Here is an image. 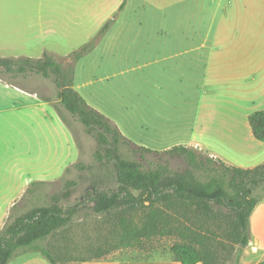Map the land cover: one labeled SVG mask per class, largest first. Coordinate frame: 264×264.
<instances>
[{
  "label": "rangeland",
  "instance_id": "374dc122",
  "mask_svg": "<svg viewBox=\"0 0 264 264\" xmlns=\"http://www.w3.org/2000/svg\"><path fill=\"white\" fill-rule=\"evenodd\" d=\"M67 1L71 2V0H49L48 3L55 6L62 2L68 3ZM89 1L92 3L94 0ZM115 1L105 0L104 8L107 12ZM216 1L205 0L202 3L204 7L210 5L214 8ZM29 5L28 0H0V56H22L38 50L19 48L18 44L13 42L16 39L10 38L18 36L20 20L24 17L18 10L21 6ZM198 6L199 0H132L126 15L127 22L133 25L132 32L114 31L118 11L114 12L108 18L113 17L109 29L97 40L91 51L73 64V87L90 106L104 114L125 137L134 143L158 149L159 152L163 151L159 149L166 147L185 145L161 142L165 136L166 139H171L170 141L177 138L186 139L194 108L200 99L202 104H207L204 96L200 95V92L204 91L196 89L204 73V64L197 57L209 58L212 54L209 53L208 43L197 50L193 47L195 41L202 39L208 41L210 16L208 12L199 11V13ZM135 13L139 15L133 17ZM51 17L42 15L43 19ZM27 18L29 17L25 16L23 19ZM4 19L13 20L14 23L4 26ZM100 19L101 15L96 14L87 17L77 16L78 22L73 24L70 22L69 32H66L67 37L60 40L62 46L56 47L62 55H56L64 58L88 42L108 20L105 16L101 21ZM51 27L60 35L62 29L57 24L52 23ZM161 27L168 33L165 31L159 32V35L154 33V30L157 31ZM7 29H10V32H7ZM178 40L180 43L184 40L185 47L175 45ZM160 41L164 43L158 50L149 49ZM147 48L153 53L163 54L169 51L174 55L151 63L149 61L154 54L147 51ZM51 53L55 54V52ZM63 60L65 61V58ZM16 87L24 91H17ZM57 92L58 88L53 79L43 77L41 74L27 73L16 77L5 75L4 79L0 78V208L2 211L6 210L9 201L15 199L19 201L18 211L36 204H48L51 202L50 197L59 195L65 187L69 188L70 194L66 198L59 199L58 203L62 207L84 199L86 194L94 189L117 188L112 162L105 160L100 162L97 159V153H104L103 147L94 135L86 131L76 116L60 105ZM207 98L208 103L216 105L211 97L207 96ZM247 101L229 95L223 98L222 104L217 105L223 106L219 111H223L229 120L233 119L236 122L239 117L237 122H240L241 115L250 108L251 103ZM54 106L60 109L67 124L60 120ZM183 124L181 131L176 132L179 129L176 127ZM219 146L227 150L224 145ZM190 147L213 157L198 147L192 145ZM258 149V145L246 141L234 151L232 145L231 156L240 162H251L247 160L253 158V154L257 153ZM135 158L144 168H155L162 164L169 171H176L186 166L181 156L167 158L164 155L145 154L143 158ZM213 158L221 160L217 157ZM32 181L38 183L30 185ZM68 181H73V184L66 185ZM29 187L30 189L32 187V191L22 197ZM263 191L264 183L255 186L252 194L257 195ZM84 205L85 209L80 212L79 218L74 220L67 230V240H65L67 246H62L60 251L66 255V261L60 262L61 264H82L103 260L126 264L176 263L172 261L170 252L176 236H155L143 240L138 245L115 248L118 231L115 230L113 216H94L90 211L91 203L86 202ZM211 220L206 222V225L215 233L213 241L218 245L219 250L217 264H231L239 247V244L232 242L228 236L232 218L224 208L212 206ZM60 242L61 238L58 237L56 244L59 246ZM96 249L103 251L110 249V251L94 258ZM33 253L37 252L23 255ZM23 255L15 257L10 264H18ZM87 257L93 258L80 261Z\"/></svg>",
  "mask_w": 264,
  "mask_h": 264
},
{
  "label": "trees",
  "instance_id": "16d2710c",
  "mask_svg": "<svg viewBox=\"0 0 264 264\" xmlns=\"http://www.w3.org/2000/svg\"><path fill=\"white\" fill-rule=\"evenodd\" d=\"M125 2L121 0L118 10ZM112 22L113 17L88 42L66 55L65 61L48 51L40 57L0 56L1 79L5 75L16 77L27 73L53 79L60 105L94 135L104 149V153H97V159L112 162L117 181L115 190L94 189L84 199L65 207L58 202L69 196L68 187L51 196L50 203L32 205L23 211H18L19 201L14 202L0 228V264H9L29 252L39 253L50 264L66 261V255L60 251L67 246V230L79 218L86 202L91 203L94 216H113L118 231L115 248L138 245L155 236L174 235L171 259L180 264L218 263L215 233L206 222L212 221V206L222 207L232 218L228 236L239 244L231 264H239L242 249L250 240L249 215L264 196V191L252 194L255 186L264 183V164L252 168L230 166L187 145H174L159 152L132 142L104 114L90 106L73 87V64L94 48ZM54 107L66 123L60 109ZM248 124L252 136L264 142V108L252 111ZM145 154L181 156L186 166L176 171H169L162 164L144 168L135 157L143 158ZM37 183L32 181L30 185ZM70 184L73 181L66 183ZM30 191L32 187L22 197ZM109 251L96 249L94 258ZM90 258L93 257L80 261Z\"/></svg>",
  "mask_w": 264,
  "mask_h": 264
},
{
  "label": "crops",
  "instance_id": "0c3cea01",
  "mask_svg": "<svg viewBox=\"0 0 264 264\" xmlns=\"http://www.w3.org/2000/svg\"><path fill=\"white\" fill-rule=\"evenodd\" d=\"M28 0L29 6L18 10L24 17L29 18L20 20L19 33L13 42L22 49H38L31 54H22V56L40 57L44 51L61 54L56 49L60 45V40H64L69 32L68 25L71 22L77 23V16H90L91 14L101 15L109 18L114 12L118 11V16L114 22L115 32H132L133 25L127 22V8L132 0H126L124 6L118 10L121 0H116L110 9L105 10V0H74L68 3H58L50 5L49 0ZM205 0H199L198 12H208L210 16L207 40L195 41L193 49H200L208 43L210 49L209 58L204 56L197 57L204 64V73L202 81H199L197 91L207 104H202L201 99L194 108L193 119L188 126V136L186 139L176 140L166 139L161 143L185 144L198 147L213 157H217L224 162L239 166L242 168H252L259 164H264V142L257 141L251 133L248 124V115L258 109L264 108V0H217L216 6L212 8L204 7ZM82 2H87L83 4ZM92 6V7H91ZM15 12V11H13ZM200 13V12H199ZM48 15L51 18L43 19L42 15ZM139 14L135 13L134 16ZM6 18L7 16L4 15ZM100 19V21H101ZM106 19V20H107ZM124 19V21H122ZM22 22V24H21ZM6 26L14 21L3 20ZM57 24L62 30L60 35L51 24ZM27 24V25H26ZM167 30H154L159 35ZM10 32V29H7ZM168 33V32H167ZM164 41V40H162ZM155 43L149 49H159L164 42ZM185 41L181 43L178 40L175 45L185 47ZM167 46L169 43H165ZM192 44V42H190ZM146 47V46H145ZM151 51L152 58L149 62L153 63L159 59H168L172 55L169 51L162 52ZM181 53V52H179ZM62 55V54H61ZM21 56V55H20ZM17 91L20 90L16 87ZM232 98H243L250 102V108L242 114V120L236 122L229 120L223 111V98L229 96ZM34 97L38 98L36 94ZM207 96L216 102V105L208 103ZM260 101V102H259ZM225 117V118H224ZM185 119V118H184ZM231 119V118H230ZM61 120V119H60ZM185 121V120H183ZM234 122V123H233ZM184 127L179 125L176 132H180ZM73 138V137H72ZM74 141V140H73ZM250 141L258 145L257 153L253 158L247 160L251 162H240L237 158L231 156L233 150L239 148V145ZM219 145H224L227 150ZM166 147L159 150H164ZM152 149V148H151ZM155 150V149H154ZM158 150V149H156ZM57 175V174H56ZM44 180V179H39ZM16 201H9L6 210L0 208V228L5 222L11 205ZM249 233L250 240L243 249L239 264H264V196L257 202L249 215ZM33 253L23 255L18 264H50L43 256ZM174 261V260H172ZM176 262V261H174ZM10 264V263H9ZM82 264H126L117 261H88ZM175 264H180L176 262Z\"/></svg>",
  "mask_w": 264,
  "mask_h": 264
}]
</instances>
